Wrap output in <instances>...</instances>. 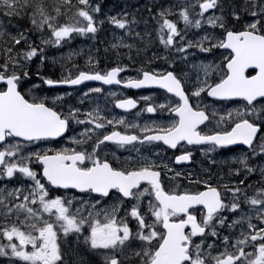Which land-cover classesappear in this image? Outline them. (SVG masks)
<instances>
[{"label":"snow or ice","instance_id":"snow-or-ice-1","mask_svg":"<svg viewBox=\"0 0 264 264\" xmlns=\"http://www.w3.org/2000/svg\"><path fill=\"white\" fill-rule=\"evenodd\" d=\"M229 7L228 15L224 0H185L154 14L147 8L155 39L166 51L174 49L185 65L196 56L191 49L213 57L218 53V63H206L205 57L191 63L189 71L175 58L154 53L134 69V77H122L129 71L127 64L117 60L100 68L99 59L89 54L83 69L74 64L75 71L59 78L39 76L49 88L75 90L86 81H98L125 89L163 90L165 102L151 95L136 99L109 92L114 108L136 110L129 120L112 115L95 100L92 94L102 93V87L83 92L77 104L65 100L71 91L49 98L35 94L38 84L23 90L30 63L38 58L43 64L47 58L46 46L61 47L76 35L96 39L105 24L97 16L99 4L0 0L4 264H70L66 246L98 256L97 264H264V180L251 193L252 185L246 182L256 171L250 159H264V0ZM3 18L27 20L32 27L10 33ZM140 22L127 11L107 17V23L123 33L113 34L110 45L117 56L127 49V59L134 62L136 46L129 38L143 45L148 35L151 42L152 33L135 31ZM205 25L219 31L209 32ZM192 29L205 34L189 40ZM33 31L40 34L39 45L29 39ZM146 50L136 47L137 55ZM155 59L166 67H151ZM208 98L211 103L205 102ZM86 102L93 106L85 109ZM144 113L152 114L150 122H139ZM75 126H83V131L72 135ZM66 134L69 143L60 146ZM113 145L130 146L137 155L121 160L109 152ZM145 145L151 146L149 155L141 151ZM163 146L175 150L171 158ZM241 146H246V154L223 162L227 178L214 176L210 169L197 174L175 168L193 162V148L208 156ZM210 163L218 162L212 158ZM259 172L264 177V167ZM176 180L181 182L167 183ZM69 190L79 195L69 196ZM78 264L91 262L81 256Z\"/></svg>","mask_w":264,"mask_h":264},{"label":"flooded vegetation","instance_id":"flooded-vegetation-1","mask_svg":"<svg viewBox=\"0 0 264 264\" xmlns=\"http://www.w3.org/2000/svg\"><path fill=\"white\" fill-rule=\"evenodd\" d=\"M143 1H140V3H135L133 5L142 8ZM134 12L139 11L137 8ZM143 11V10H142ZM136 17H142V15ZM103 29V27H102ZM120 34L122 33V30L117 29ZM105 34L108 35L107 32H104L103 30L99 31L97 34L96 39H89L86 36H79L76 35L74 39L70 40L67 44H63L61 47H55V46H46L45 47V53L44 55L47 57L43 64L40 63V60L38 58L34 59L29 66V76L30 79L25 80L23 82V90L28 91L32 88L33 84H38L40 87L38 89H33L36 95L39 96H48L49 98H52L56 95H64L65 92L71 91L72 96L71 97H65V100L67 103L70 104H77L79 101L80 96L83 92L88 91L90 88L93 87H102L104 91L100 94H92V96L95 98L97 102L100 103L102 107H107L109 110H111L112 115L116 116H126L129 120L134 119L133 114L135 113V109L131 112H125L122 109H116L113 106V98L108 95L109 92H116L118 96H124V97H131L138 99L141 95H151L156 102H165L163 99V90L158 88H151V89H125L122 85H102L98 81H86L83 84L76 86L75 90L68 88L66 86H60L56 88H49L47 85H44L39 76L43 75L48 78H59L62 75H67L69 70L75 71V69L72 68V66L78 65L81 69L86 67V61L89 54L94 56L95 58H98L100 63V68H108L110 66H113L114 62L117 60L122 61L123 64H127L129 66V71L121 73L122 77H134L136 75V72L134 71L135 68H139L141 65L146 64V61L148 58L153 57V53L157 51L160 46L158 44H153L150 47L147 46L148 43L144 41V44L141 45L139 41L134 42L136 47H144L146 46L147 50L142 51L139 55L136 53V47L133 48V51L131 55L133 56V61H129L127 59V56L125 55L128 50L122 49L121 55L117 56L115 54V50L111 49L110 45L111 43L115 42L114 39L111 41L110 45L105 44L102 42L98 36H102ZM38 40H34V43L39 45L40 44V34L37 33ZM150 44V43H149ZM99 49V51H97ZM107 49V51H105ZM161 55L157 56H169V59L172 60L175 58V61L177 64H179L180 68H183L185 70H191V63L188 65H185L179 60V54L175 52L173 49L171 53L166 51L164 48H161ZM222 51V50H221ZM192 52L196 53L195 57H189V60L192 62H201V59H204L207 57V59H215V61L218 63L220 60V57L217 58H211L212 55L209 54H202L199 53L197 49H193ZM77 53H82L80 55H77ZM201 54V55H199ZM151 67H166L165 62L162 59H155L154 62L151 64ZM39 74V75H38ZM212 98H208L205 102L211 103ZM144 102L140 101V105L143 106ZM93 105L86 102L84 107L85 109L92 107ZM220 105H217L219 107ZM237 105L232 104L230 107H236ZM67 107V104L65 105ZM152 114L144 113L141 117L138 118L140 123L144 122H150L149 117H151ZM155 118V117H153ZM159 122V121H157ZM83 131V126H75V132L72 133V135H75L79 132ZM69 134H66L65 138L60 139V146H67L69 141L67 139V136ZM50 145H42V147H48ZM151 146L145 145L141 151L144 155H149V149ZM191 147V146H189ZM164 149H167V146H163ZM242 149H246V146L237 147L235 152H227L225 150H218L217 152L210 153L208 156H205L201 151L197 150L196 148H193V162L191 164H185V165H175V168L183 173L193 172V173H202L208 169H210L215 176L217 173L225 174L228 171V167L223 163L225 160L231 161L233 157L240 156L241 154H246L242 151ZM110 153H114L115 157H119L121 160L127 159L130 155L135 157L137 153L131 149L129 146L128 148H117L116 146H111L109 149ZM175 150L167 149L166 155L167 157L171 158L173 156V153ZM165 153L162 152V155ZM179 154V153H176ZM110 158H113L110 155ZM215 158L217 160L216 165H212L210 163L211 159ZM250 164L256 169L254 173L248 176L247 183L252 185L251 191H253L256 187L260 186V183L262 180H264V177H261L259 169L264 167V159H261L259 156H253L250 159ZM235 167V165H233ZM227 178V176H226ZM181 181H171L167 182L169 185H174L176 183H180ZM2 183V182H0ZM183 183H186V181H183ZM69 196L76 194L79 195V193H76L75 190H69L67 193ZM66 258L69 260V258L66 256ZM91 262V264H96L97 260L94 256L89 255V258L87 259ZM70 264H73L69 260ZM78 264V261L77 263Z\"/></svg>","mask_w":264,"mask_h":264},{"label":"rangeland","instance_id":"rangeland-1","mask_svg":"<svg viewBox=\"0 0 264 264\" xmlns=\"http://www.w3.org/2000/svg\"><path fill=\"white\" fill-rule=\"evenodd\" d=\"M139 1H143V9L145 11V14H139L137 16L142 15V17H136L138 20H140L141 22L134 26L135 31L137 32H141L142 35H144L145 33H152V37H151V42H149V36L148 35H144V41L147 44L148 47H150L153 44H158L160 47L158 49H156L157 51H155L154 53L156 55H161V48H164L163 45H160L159 42L155 39V33L153 32V28H154V22L149 20L150 17V13L147 11V8H152L153 13L154 14L156 11L159 10L160 7L163 8H170L173 7L174 5H178L180 3L174 1V2H162L163 0H139ZM227 0H224V4L226 3ZM185 2V1H184ZM183 2V3H184ZM92 3L95 4H99L100 7L102 4H104V7L101 10H104V16L106 20V24H107V29L105 30L108 35L106 36L105 34H103L102 36H98L99 39L104 42L107 45H110L111 41L113 40V34L115 35H122L120 34V32L118 30H115L114 26L107 23V17L108 16H112V15H117L118 13H121L122 11H127L128 13H132L135 11V9L133 8H129L126 3L123 0H119L117 1L115 4H113V0H110L109 2H107V0H92ZM136 8V7H134ZM228 11H230V8L227 9ZM208 15V14H206ZM97 16H99V14H97ZM144 21H149L147 24L144 23ZM181 23V22H180ZM180 23L178 24V27H180ZM32 27V26H31ZM205 29H207L209 32L212 31V29H208L207 25L204 26ZM183 28V25L181 26V29ZM189 32H191V34H187V39L189 40H194V39H198L200 36H203L205 34L204 30H200L199 32H197V30L192 29ZM188 32V33H189ZM34 38V40H38V36H37V32H32L31 34V38L30 41H32V39ZM129 43H134L136 41H133L132 39H128ZM150 43V44H149ZM153 53V54H154ZM201 55V54H199ZM219 56V54L217 53V55L213 58H217ZM91 255L89 253H86L84 251L83 248H76L74 246H66V256L69 258V260L73 263L76 264L77 261H79L81 256H84L86 259L89 258ZM97 261L99 260L98 256H94ZM0 264H4V258H0ZM97 264V263H96Z\"/></svg>","mask_w":264,"mask_h":264},{"label":"trees","instance_id":"trees-1","mask_svg":"<svg viewBox=\"0 0 264 264\" xmlns=\"http://www.w3.org/2000/svg\"><path fill=\"white\" fill-rule=\"evenodd\" d=\"M237 8L243 3V0L240 2H233ZM225 14L228 15V12L224 9ZM246 17V16H245ZM230 18V17H229ZM5 21V30L10 33H15L16 31H26L29 28L30 23L27 20L13 19V18H3Z\"/></svg>","mask_w":264,"mask_h":264}]
</instances>
